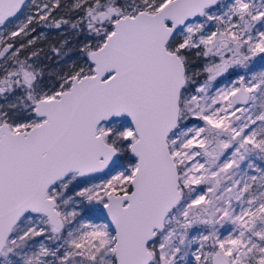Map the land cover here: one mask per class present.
Returning <instances> with one entry per match:
<instances>
[{"label":"snow or ice","instance_id":"1","mask_svg":"<svg viewBox=\"0 0 264 264\" xmlns=\"http://www.w3.org/2000/svg\"><path fill=\"white\" fill-rule=\"evenodd\" d=\"M0 264H264V0H0Z\"/></svg>","mask_w":264,"mask_h":264},{"label":"rangeland","instance_id":"2","mask_svg":"<svg viewBox=\"0 0 264 264\" xmlns=\"http://www.w3.org/2000/svg\"><path fill=\"white\" fill-rule=\"evenodd\" d=\"M61 14H62V10H61ZM45 32V35L47 36V40L42 41L40 44V47H42L45 52H47L49 50V47L51 44L56 43L57 41L67 38L69 40H74L75 37L72 35H66L65 33L61 32V31H56V30H46V29H42L39 26L37 27V32ZM257 70H260L259 67L257 68Z\"/></svg>","mask_w":264,"mask_h":264}]
</instances>
